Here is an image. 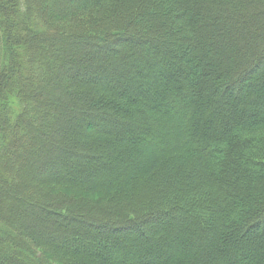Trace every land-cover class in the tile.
<instances>
[{
  "label": "trees",
  "instance_id": "1",
  "mask_svg": "<svg viewBox=\"0 0 264 264\" xmlns=\"http://www.w3.org/2000/svg\"><path fill=\"white\" fill-rule=\"evenodd\" d=\"M251 2L0 0V186L10 174L23 198L9 216L0 208V264H56L41 242L73 264H140L148 251L165 254L158 264H264V8L250 36L231 22L253 11L226 6ZM130 41L152 43L151 56ZM235 66L245 93L227 99ZM22 143L43 171H14L7 157ZM96 192L109 202L84 200ZM32 216L64 240L109 243L115 259L44 239Z\"/></svg>",
  "mask_w": 264,
  "mask_h": 264
},
{
  "label": "rangeland",
  "instance_id": "2",
  "mask_svg": "<svg viewBox=\"0 0 264 264\" xmlns=\"http://www.w3.org/2000/svg\"><path fill=\"white\" fill-rule=\"evenodd\" d=\"M64 2H67L68 0H62ZM227 8H228V11L229 12H235V13H238L239 11L240 12H249V11H253V12H250V13H247L249 16L248 18H245L242 20V23H237L236 21H232V27L236 30V31H242L241 33L242 34H245L244 32L248 33L249 35L251 34L252 36H255V34H257V30L253 29V24H257V26H259V29H260V21H261V17L258 15L259 13L257 12H254L255 10H258V9H263L264 8V0H258V1H253L249 4V5H242V4H236V3H232V4H229V5H226ZM12 16V15H11ZM172 20L171 17H169V19H167L165 21V25L167 26L169 24V21ZM22 32L21 31V28H20V25H18V22L16 21L15 24H14V27L13 29H11L9 31V35L11 37L12 40H14V42H17L18 44V39L20 38V36L22 35ZM4 34L5 31H3ZM250 35V36H251ZM6 36V35H4ZM164 42L160 41L159 44L163 45ZM121 43H117L115 44V46H118L120 45ZM130 45L136 47V48H139V47H142L143 50H144V54L147 55V56H151V51H152V47H153V44L150 43V42H139V41H130L129 42ZM71 50H64V55H71L72 57V53L70 52ZM18 54V53H17ZM88 55L92 56L93 54L90 52ZM74 58V57H72ZM238 61V60H237ZM17 63H21V59L20 57L17 59ZM164 64H166L165 62L161 63L160 66L162 67ZM2 65H4L2 63ZM10 65V64H9ZM22 66L20 67L22 70H23V63L21 64ZM159 65V64H158ZM247 66V65H245ZM11 67V65H10ZM23 67V68H22ZM264 68V65H259L258 68L256 69V75H258V73H260L262 71V69ZM240 70V69H239ZM18 71H19V68H18ZM21 71V70H20ZM17 73L18 72H14L13 75H12V78H13V82L15 81H18V77H17ZM240 71H238V69L236 70V66L234 68V70L232 71V75H229V76H225L224 79L228 82V85L229 88L227 87L226 91H227V99H229L231 97L232 94L236 93V92H241L242 94L245 93V87H244V84L242 86V83H234V79L240 75ZM67 75V74H66ZM256 75H252V76H248L247 78H245V80L243 81L245 84L251 80V79H254L256 77ZM68 76V75H67ZM77 79L78 81H80L81 76H77ZM51 85L50 83V80L47 82V85ZM49 85V87H50ZM48 87V86H46ZM239 109H242V107H239ZM252 109L256 110V111H259L262 109V106H254L252 107ZM45 129V131L49 132V133H52V131L46 127V126H43ZM98 129V128H97ZM11 131V133L13 132L11 127L9 129ZM35 137H38L35 136ZM38 139V138H37ZM38 144V143H36ZM22 147H18V148H14V155L18 156L19 155V159H20V162L18 161L19 159H17L16 157L13 159H11V156L10 157H7L8 161H10L14 171H19V169L24 172V174H30L33 167H38L37 169L39 171H43L44 168L43 167H40V166H37V164L34 166L32 162L29 161V158H28V155L27 153H25V146L26 144L25 143H22L21 145ZM38 148H40L38 146ZM154 149V148H153ZM19 167V168H18ZM1 179V178H0ZM25 179V177H24ZM17 179L15 177H12L10 176V174L4 172V177L2 178V183L5 182L8 186H10L9 188H5V187H2L0 186V194H1V205H0V208H1V215L2 216H9L7 213L8 211L13 208L15 205H17L16 203L18 201H22L23 198H22V193L21 192H18L17 194L13 193L10 188H12V186L16 185L17 184ZM262 182V181H261ZM259 181L256 182L257 186L259 188H263L262 187V183ZM47 190H49L50 192H53V194H55L56 196L59 195V196H62L64 198L66 197H76L74 194L72 193H69L67 191H65L64 189H62V187H59L57 185H51L50 188H48ZM54 195V196H55ZM103 196H105L103 193H99V192H96L94 193V195L92 194L91 197H88V198H85L84 200L86 201H98V202H104V204H107L108 199L106 200L105 198H103ZM26 212V210H25ZM21 214H25L24 213V210H21ZM9 218V217H8ZM63 220H65L64 217H62ZM12 220V217L10 216L9 218V222H11ZM25 221L27 223H31L33 225V227L37 226V230L39 231L40 235L42 237H44V239H47V240H50V241H56V242H59L61 244H68L72 247H78L81 251H93L95 252L96 254H98V257L104 259L103 261H113V259H115L116 257V253L113 252L111 250V247H110V244L107 243V244H101L99 242H90V241H87V240H84L82 241L79 240V238L77 237H69V239L67 240H64L62 238V236H60V233H56V234H52L51 232H47L46 230L44 229H40V226H38L39 224H37L35 218L32 217H26ZM149 225V224H148ZM168 226L169 225V220L165 217H159L158 220H156L154 222V226L155 227H161V226ZM39 227V228H38ZM146 231L145 232H149L150 231V228L146 225L143 227ZM260 229L261 228H254L252 231L249 230L248 231V235L249 234H252L253 232H257V233H260ZM140 231V230H139ZM136 231V232H129V234L125 233V232H116V233H113V237H128V236H135L137 237L138 239H142L144 237V233H142V231ZM15 240H16V237H15ZM77 241V243H76ZM23 242V241H22ZM21 242V244H22ZM30 242V241H28ZM24 243V242H23ZM77 244V245H76ZM24 246V244H22ZM37 249H39L40 251H42V254L44 256V258H47L48 260L50 261H53L54 263L56 264H73V261L72 259H70L71 257H69L68 255H65V254H62L60 252H58V254H52L51 251H54L53 249L49 248L47 245H45L44 243L41 242V244H38V246H36ZM51 250V251H50ZM165 255V254H164ZM164 255H160V256H153L150 254V251H148L147 253H142L139 258H137L138 260V263L140 264H144L146 262H152L153 264H158V263H162L163 259H164ZM13 259L16 260L19 264H27L30 262V260L28 258H26V256H21V257H17L15 255H13ZM90 263H94L95 262V259L92 260V261H89ZM125 263H131L132 261L129 260L128 258L124 260ZM137 262V261H136Z\"/></svg>",
  "mask_w": 264,
  "mask_h": 264
}]
</instances>
